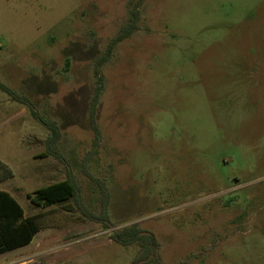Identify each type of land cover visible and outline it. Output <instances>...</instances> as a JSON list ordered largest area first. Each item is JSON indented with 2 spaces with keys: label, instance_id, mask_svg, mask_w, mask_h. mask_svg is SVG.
Returning <instances> with one entry per match:
<instances>
[{
  "label": "rangeland",
  "instance_id": "obj_1",
  "mask_svg": "<svg viewBox=\"0 0 264 264\" xmlns=\"http://www.w3.org/2000/svg\"><path fill=\"white\" fill-rule=\"evenodd\" d=\"M136 0H0V83L60 130L57 148L80 207L26 197L66 178L45 151L49 131L0 90V181L39 226L35 264H133L136 226L158 262L264 264V0H142L138 30L94 69Z\"/></svg>",
  "mask_w": 264,
  "mask_h": 264
},
{
  "label": "trees",
  "instance_id": "obj_2",
  "mask_svg": "<svg viewBox=\"0 0 264 264\" xmlns=\"http://www.w3.org/2000/svg\"><path fill=\"white\" fill-rule=\"evenodd\" d=\"M141 4L142 0H136L135 2L131 3V9L127 23L119 29L115 38L109 43L104 55L96 62L94 69V75L96 76L97 84L94 88L89 107V121L92 133L94 135L92 145L93 148L87 152L83 161V167L86 176L96 183L101 192V213L99 216H93V218L97 219L98 221H103V225L106 229L110 227L106 216L110 197L109 192L102 181L94 179L87 171V163L89 162L90 157L95 154L100 140V132L95 121L96 106L101 91V78L99 77L98 71L99 67L111 57L113 46L116 43L129 38L135 31L138 30V23L140 21L141 15ZM0 90L6 93L12 100L27 105L34 120H36L49 131V135L44 141L45 151L36 157L42 158L50 156L67 165L64 156L57 148V143L60 140L61 134L56 122L41 117L28 101L17 96L11 89L2 83H0ZM11 176V170L6 167L4 163L0 162V181ZM26 197L29 199L30 203L36 207H47L69 200L75 202L79 207L81 206L79 187L77 186L74 176L69 170L68 165L66 178L64 180L53 182L51 184L37 188L34 191L27 193ZM38 232L39 226L37 225V222L33 218L25 216L23 208L8 192L0 190V253L10 251L30 243V241ZM111 239L123 246H128L135 243L138 244L139 252L135 257L133 264H140L141 262L148 259L158 262V257L156 254L158 243L156 239L152 234L139 230L134 225L114 232L111 234Z\"/></svg>",
  "mask_w": 264,
  "mask_h": 264
},
{
  "label": "crops",
  "instance_id": "obj_3",
  "mask_svg": "<svg viewBox=\"0 0 264 264\" xmlns=\"http://www.w3.org/2000/svg\"><path fill=\"white\" fill-rule=\"evenodd\" d=\"M0 190L8 192L15 199L10 191L1 188ZM35 236L30 243L24 246L0 253V264H35L34 259L40 253L37 252L40 250V245L34 242Z\"/></svg>",
  "mask_w": 264,
  "mask_h": 264
}]
</instances>
